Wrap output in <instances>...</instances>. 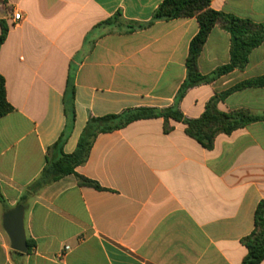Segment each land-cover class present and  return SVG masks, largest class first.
<instances>
[{"label":"crops","instance_id":"1","mask_svg":"<svg viewBox=\"0 0 264 264\" xmlns=\"http://www.w3.org/2000/svg\"><path fill=\"white\" fill-rule=\"evenodd\" d=\"M163 1L0 0L8 27L0 74L14 108L0 119V264H241L247 256L242 240L264 201V122L220 135L207 150L182 123L170 121L166 134L161 118L136 121L99 134L76 169L103 190L68 175L22 201L49 162L77 151L91 118L177 107L197 119L216 93L264 75L263 43L244 71L179 101L199 23L136 28ZM211 8L264 23V0H212ZM230 45V35L214 28L200 72L228 64ZM219 109L264 113V88L236 92ZM18 205L34 245L27 254L11 249L3 228Z\"/></svg>","mask_w":264,"mask_h":264},{"label":"trees","instance_id":"2","mask_svg":"<svg viewBox=\"0 0 264 264\" xmlns=\"http://www.w3.org/2000/svg\"><path fill=\"white\" fill-rule=\"evenodd\" d=\"M211 2L212 0H164L155 10L149 23L136 25V28L141 29L158 21L197 19L199 32L190 44L186 60L187 77L179 90V101L184 98L189 89L212 84L235 70L244 71L248 66L250 54L264 43V23H255L234 14L216 11L211 8ZM119 17L120 15H117L116 19ZM110 22L111 20L106 21L105 24ZM0 26L2 28L1 49L8 36V27L1 21ZM216 27L230 35V62L216 68L208 75H203L199 70L198 61L211 32ZM134 28L132 27V30ZM248 88H264V75L241 81L223 92L216 93L206 104L203 114L197 119H187L177 107L164 110L132 109L120 115L91 118L82 134L77 151L72 155H62L59 159L49 162L39 179L30 186L22 201L27 200L29 196L37 193L44 186L68 175H75L80 186L103 190L97 182L79 175L76 169L87 162L99 134L123 129L136 121L161 118L164 120L166 134L173 130L170 121L182 123L186 127L187 136L197 141L203 148L213 150L218 136L231 135L248 125L264 122V113H254L248 109L223 112L219 109V104L229 96ZM13 110L14 108L7 99L5 78L0 74V119ZM0 201L4 202L1 192ZM27 243L31 251L34 245L31 241ZM242 244L247 248L248 254L241 264H261L264 261V201H261L256 209L254 231L242 240Z\"/></svg>","mask_w":264,"mask_h":264},{"label":"water","instance_id":"3","mask_svg":"<svg viewBox=\"0 0 264 264\" xmlns=\"http://www.w3.org/2000/svg\"><path fill=\"white\" fill-rule=\"evenodd\" d=\"M3 228L10 239L12 250L27 254L29 251L24 228V206L18 205L3 216Z\"/></svg>","mask_w":264,"mask_h":264},{"label":"built area","instance_id":"4","mask_svg":"<svg viewBox=\"0 0 264 264\" xmlns=\"http://www.w3.org/2000/svg\"><path fill=\"white\" fill-rule=\"evenodd\" d=\"M14 19L17 21V20H20L21 19V15H20V13H18V14H15L14 15ZM70 249V247L69 246H65V248H64V251H63V255H64V253L66 252V251H68Z\"/></svg>","mask_w":264,"mask_h":264}]
</instances>
